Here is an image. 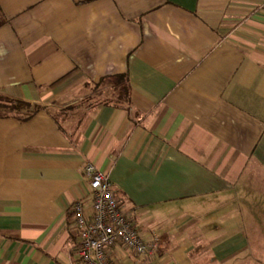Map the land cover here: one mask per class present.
I'll list each match as a JSON object with an SVG mask.
<instances>
[{"label": "crops", "instance_id": "1", "mask_svg": "<svg viewBox=\"0 0 264 264\" xmlns=\"http://www.w3.org/2000/svg\"><path fill=\"white\" fill-rule=\"evenodd\" d=\"M0 97V264H81L87 162L159 236L113 264H264V0H0Z\"/></svg>", "mask_w": 264, "mask_h": 264}, {"label": "built area", "instance_id": "2", "mask_svg": "<svg viewBox=\"0 0 264 264\" xmlns=\"http://www.w3.org/2000/svg\"><path fill=\"white\" fill-rule=\"evenodd\" d=\"M88 179L85 196L75 199L70 211L79 229L76 253L81 264H113L111 248L122 245L136 255L153 256L159 245L155 231L139 230L131 212L117 200L112 182L93 163L83 168Z\"/></svg>", "mask_w": 264, "mask_h": 264}, {"label": "trees", "instance_id": "3", "mask_svg": "<svg viewBox=\"0 0 264 264\" xmlns=\"http://www.w3.org/2000/svg\"><path fill=\"white\" fill-rule=\"evenodd\" d=\"M106 79L108 78H105V79L102 78L100 83ZM100 83L96 85L98 86L100 85ZM126 90H127L126 86L122 84L120 90L117 91V97H120L121 93L123 96ZM112 101L115 103H119V101H116V100L114 101V98L112 99L104 98L103 100H100L99 102H96V103L103 104V103H110ZM78 105H81V104L67 107L65 110L59 112V116L58 115L55 116V119L58 122L59 126L60 124H62V122H60L59 117L63 116L67 110L73 109L77 107ZM40 109H41V106L37 104H33V103H29V102H25V101L17 100V99H9V98L0 97V117H16L21 120H27L30 117H32Z\"/></svg>", "mask_w": 264, "mask_h": 264}, {"label": "rangeland", "instance_id": "4", "mask_svg": "<svg viewBox=\"0 0 264 264\" xmlns=\"http://www.w3.org/2000/svg\"><path fill=\"white\" fill-rule=\"evenodd\" d=\"M256 247H257L256 250H257V252H258L259 254L263 253V251H262L263 246H256ZM261 262L264 263V260H261Z\"/></svg>", "mask_w": 264, "mask_h": 264}]
</instances>
